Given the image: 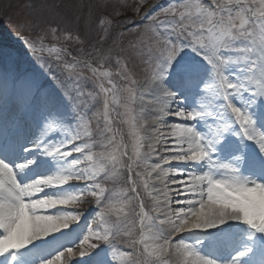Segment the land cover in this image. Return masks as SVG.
Masks as SVG:
<instances>
[{
    "label": "snow or ice",
    "instance_id": "snow-or-ice-1",
    "mask_svg": "<svg viewBox=\"0 0 264 264\" xmlns=\"http://www.w3.org/2000/svg\"><path fill=\"white\" fill-rule=\"evenodd\" d=\"M38 13L44 35L19 26L36 68L0 78V264H264V179L243 174L264 176V0L151 6L116 38L91 13ZM41 156L56 171L33 178ZM92 206L79 242L51 248Z\"/></svg>",
    "mask_w": 264,
    "mask_h": 264
},
{
    "label": "rangeland",
    "instance_id": "rangeland-1",
    "mask_svg": "<svg viewBox=\"0 0 264 264\" xmlns=\"http://www.w3.org/2000/svg\"><path fill=\"white\" fill-rule=\"evenodd\" d=\"M65 3H68V5L65 4V7L62 11V13L74 16V15H82L83 17L87 18L89 13H91L93 20L97 17L109 19L113 21V28L110 29V31L113 33V37L116 38L119 35V31L123 29H117L115 25L119 24L121 21H128V20H139L140 15H143L144 11H147L151 6L158 5L160 6H167L171 2H179V0H153L149 2L143 3L142 11L139 15H137L133 9L135 6L140 4V0H64ZM77 2V6L74 7L72 5ZM204 3H209L210 0H203ZM40 5H52L55 6L53 0H0V24L4 28L3 31L0 30V70L1 65H3L4 70L0 72V78L5 80L9 85H11L13 82L21 78L26 72L33 71L36 68L35 61L33 60V57L29 50L26 48V46L23 44V41L19 38L20 33V25L21 24H35L34 31L29 32L32 36L37 35H44L47 31V25L42 24L38 20V6ZM71 9H77V13L71 14ZM35 6V7H34ZM57 6V5H56ZM55 6V7H56ZM59 8V6H57ZM119 13V15L117 14ZM130 13V14H129ZM83 28L84 26L81 25ZM93 27L96 29V31H93L89 37V39L94 43L96 39L97 32L99 31L98 27L93 24ZM79 34V33H78ZM83 38V36H82ZM133 37L131 35H126L123 39L127 41L128 39H132ZM50 39V38H49ZM52 43H56L55 41H51ZM61 43L68 47L70 51L73 52V54L76 53L77 45L72 42H64L61 41ZM88 50H91V46L89 45ZM246 67V62H241L237 68ZM7 70V71H6ZM18 71V77L14 78V81L12 80L11 74L15 71ZM113 71L115 69L113 68ZM5 72V73H4ZM210 72L211 68L209 65L204 64L203 65V75L205 78H210ZM10 73V74H9ZM24 73V74H21ZM9 74V75H8ZM236 75H241L239 71L235 73ZM17 75V76H18ZM145 99H149L148 97H145ZM237 103H239V98H237ZM184 106L191 108L196 106V102L189 97L184 101ZM136 107V106H132ZM121 112L124 111L123 108L120 109ZM139 109H136V112H133L132 115H136L138 113ZM258 112V109L256 110ZM64 114L68 116L69 119L74 118V114L71 113L70 107L65 104L64 105ZM197 127L200 129L201 132H207L208 127L205 125L203 121L196 122ZM258 126L264 130V120H262V123H259L258 119ZM118 127L121 128V132L125 134L126 140L129 143V150L131 153V128L130 125L125 123L122 126ZM143 134V132H141ZM119 135V133H118ZM33 137H28V140L25 141V143L31 144V140ZM233 139H239L237 137H233ZM246 143L254 150L258 151L256 149L255 145L252 142L246 141ZM214 158H216L214 156ZM41 160H47L49 161L48 167H41L36 170L34 174H32L33 178H36L38 175H48L52 173L53 171H56V162L52 161L51 158L41 156ZM244 175H251L253 178H260L264 179V176H261L259 172L252 171L249 169L243 170ZM155 175V174H154ZM156 183H159L156 181ZM66 188L68 186H65ZM151 198H147V202H150ZM147 210V209H146ZM97 213V209L95 206H92L86 211L80 220V222L77 225H74V231H72L68 236L64 237L59 244H53L51 247H61V246H71L72 244L78 243L79 239L86 234L87 229L92 221V219L95 218ZM188 238L189 242H192L194 240V234H185ZM102 249H104V245L101 246ZM104 252L108 255V258L110 260V249H104ZM221 255H226L225 253H221ZM255 256H258V253L254 254L253 257L246 258V264H248L249 261L255 258ZM76 264H92L89 257H81L78 259Z\"/></svg>",
    "mask_w": 264,
    "mask_h": 264
},
{
    "label": "trees",
    "instance_id": "trees-1",
    "mask_svg": "<svg viewBox=\"0 0 264 264\" xmlns=\"http://www.w3.org/2000/svg\"><path fill=\"white\" fill-rule=\"evenodd\" d=\"M54 1V4H55V6L57 5V6H59V10L62 12L63 11V9H64V7H65V4L66 5H68V3H65V1L64 0H53ZM77 2H75V4L74 5H72V6H74V7H76L77 5ZM56 6V7H57ZM69 8H70V13L71 14H75V13H77V9H71V7H70V5H69ZM82 28V27H81Z\"/></svg>",
    "mask_w": 264,
    "mask_h": 264
},
{
    "label": "bare ground",
    "instance_id": "bare-ground-1",
    "mask_svg": "<svg viewBox=\"0 0 264 264\" xmlns=\"http://www.w3.org/2000/svg\"><path fill=\"white\" fill-rule=\"evenodd\" d=\"M28 137H30V136H28ZM28 137H27V139L26 140H28ZM53 172H55V171H53ZM32 174H34V173H30V175H32ZM193 235V234H192ZM51 247V246H50ZM60 247V246H59ZM51 248H53V247H51ZM53 249H55V248H53Z\"/></svg>",
    "mask_w": 264,
    "mask_h": 264
}]
</instances>
